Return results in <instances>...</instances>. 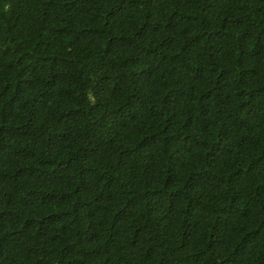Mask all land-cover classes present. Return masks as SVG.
Masks as SVG:
<instances>
[{
  "label": "trees",
  "instance_id": "obj_1",
  "mask_svg": "<svg viewBox=\"0 0 264 264\" xmlns=\"http://www.w3.org/2000/svg\"><path fill=\"white\" fill-rule=\"evenodd\" d=\"M0 264H264V0H0Z\"/></svg>",
  "mask_w": 264,
  "mask_h": 264
}]
</instances>
